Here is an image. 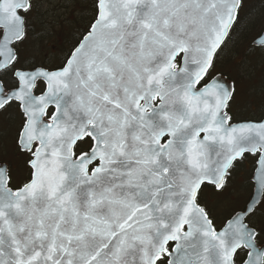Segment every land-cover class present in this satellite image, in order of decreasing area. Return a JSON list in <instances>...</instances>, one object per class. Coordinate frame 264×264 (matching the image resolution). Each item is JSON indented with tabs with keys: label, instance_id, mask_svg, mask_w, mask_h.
I'll use <instances>...</instances> for the list:
<instances>
[{
	"label": "snow or ice",
	"instance_id": "snow-or-ice-1",
	"mask_svg": "<svg viewBox=\"0 0 264 264\" xmlns=\"http://www.w3.org/2000/svg\"><path fill=\"white\" fill-rule=\"evenodd\" d=\"M245 5L0 0V264H264V115L233 112L264 65Z\"/></svg>",
	"mask_w": 264,
	"mask_h": 264
},
{
	"label": "rangeland",
	"instance_id": "rangeland-1",
	"mask_svg": "<svg viewBox=\"0 0 264 264\" xmlns=\"http://www.w3.org/2000/svg\"><path fill=\"white\" fill-rule=\"evenodd\" d=\"M86 8V4L78 3L69 11L66 18L67 22H65L64 20L58 21L60 27L56 30L55 39L63 41L70 35V33L75 28L80 27L79 15L80 13L85 11ZM244 11H253L258 14L260 11L259 0H246ZM242 50H245L244 44L238 43L235 46L233 52L225 58L223 64L221 65L223 71L229 77L237 74V69L239 67L238 61H240L242 58ZM237 51L240 52L239 56H237ZM246 56L247 54L245 53L244 58H246ZM263 67L264 65H262L258 60H256L253 74L250 78L246 77L242 81L240 85L241 96L238 98V104L233 109L235 117H247L249 115V106L257 108L259 104H262L264 99V92L261 91V80L264 79ZM250 88L251 90L249 91ZM237 186H239V184H237Z\"/></svg>",
	"mask_w": 264,
	"mask_h": 264
},
{
	"label": "flooded vegetation",
	"instance_id": "flooded-vegetation-1",
	"mask_svg": "<svg viewBox=\"0 0 264 264\" xmlns=\"http://www.w3.org/2000/svg\"><path fill=\"white\" fill-rule=\"evenodd\" d=\"M236 53H237V56L240 55L239 51H237ZM245 53H246V50H242V58L245 57ZM263 72H264V67H263ZM250 90H251V88L249 89V91ZM248 112H249V115L247 117H244V118H257V117H259L261 115H264V99H263L262 104H259L257 108L249 106ZM236 118L237 119H242V118H238V117H236ZM247 171H248V166L246 165L245 169L242 171L241 175L238 176V178H237V184L240 185V184H242L244 182V180L246 179ZM239 178H240V180H239Z\"/></svg>",
	"mask_w": 264,
	"mask_h": 264
}]
</instances>
